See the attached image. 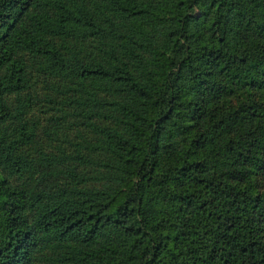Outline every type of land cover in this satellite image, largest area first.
<instances>
[{"label":"trees","instance_id":"trees-1","mask_svg":"<svg viewBox=\"0 0 264 264\" xmlns=\"http://www.w3.org/2000/svg\"><path fill=\"white\" fill-rule=\"evenodd\" d=\"M257 145L264 0H0V264H264Z\"/></svg>","mask_w":264,"mask_h":264},{"label":"rangeland","instance_id":"rangeland-1","mask_svg":"<svg viewBox=\"0 0 264 264\" xmlns=\"http://www.w3.org/2000/svg\"><path fill=\"white\" fill-rule=\"evenodd\" d=\"M254 152H259L261 155L264 153V146L262 145H257L253 148ZM250 171L249 174L247 175L246 179H243L244 183H253L257 184L258 188L264 189V164H260L259 162H253L251 165H248ZM236 168V164L235 167ZM242 168V166H241ZM262 224V234H263V240H264V221L261 222Z\"/></svg>","mask_w":264,"mask_h":264}]
</instances>
